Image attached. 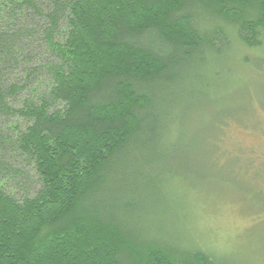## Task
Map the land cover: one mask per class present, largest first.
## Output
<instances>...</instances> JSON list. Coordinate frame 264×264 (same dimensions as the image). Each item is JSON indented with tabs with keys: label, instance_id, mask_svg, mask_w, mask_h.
Instances as JSON below:
<instances>
[{
	"label": "trees",
	"instance_id": "trees-1",
	"mask_svg": "<svg viewBox=\"0 0 264 264\" xmlns=\"http://www.w3.org/2000/svg\"><path fill=\"white\" fill-rule=\"evenodd\" d=\"M232 50L264 70V0H0V264H221L142 223L206 177L190 141L174 148L176 107L214 99L213 129L177 128L217 160L243 120L247 82L238 103L204 75L220 78Z\"/></svg>",
	"mask_w": 264,
	"mask_h": 264
},
{
	"label": "rangeland",
	"instance_id": "rangeland-1",
	"mask_svg": "<svg viewBox=\"0 0 264 264\" xmlns=\"http://www.w3.org/2000/svg\"><path fill=\"white\" fill-rule=\"evenodd\" d=\"M233 53L234 50L230 57ZM233 57V61L231 57L221 64V79L209 81L214 77V67L204 71V75L209 83L208 91L233 93L234 98L239 93L234 100L238 103H241L244 87L248 88L243 120H229L224 126L218 140L222 154L217 160L215 154L199 155L200 143L197 146L194 139L187 136V133L193 135L197 132L199 123L206 121L213 129L212 115L207 113L210 111L202 108L214 111V99L211 96L202 98L195 103L198 105L196 108L189 106L188 101L176 107L177 115L170 122L176 142L174 148H182L185 141H190L196 154L188 157L189 163L197 168L198 176L206 177L194 178L197 185L192 189L178 182L177 186L187 188L186 192L179 187L181 190L169 192L166 197H174L180 206L170 208L161 204L156 206L159 210L148 207L142 224L150 234L157 236L163 228H167L170 236H178L179 229L182 230L189 237L197 238L195 242L199 247L214 251L221 264H264V103L261 105L264 102V70H249L235 61L237 56ZM242 74H245L244 80L240 79ZM244 82L246 85L240 87ZM177 125L187 133L181 134ZM199 133L203 142L216 143L212 131L200 130ZM230 174L237 175L232 183L228 181L232 177ZM236 180L239 181L238 187L233 185ZM166 221L169 222L167 226Z\"/></svg>",
	"mask_w": 264,
	"mask_h": 264
}]
</instances>
